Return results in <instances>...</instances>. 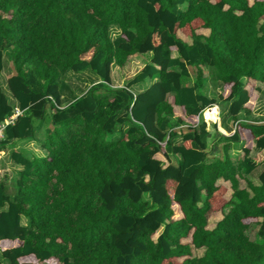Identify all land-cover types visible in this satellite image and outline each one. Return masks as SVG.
<instances>
[{
  "label": "trees",
  "instance_id": "1",
  "mask_svg": "<svg viewBox=\"0 0 264 264\" xmlns=\"http://www.w3.org/2000/svg\"><path fill=\"white\" fill-rule=\"evenodd\" d=\"M5 50L22 113L0 149L36 136L47 108L51 119L45 154L12 150L14 192L0 182L9 264H264V121L242 119L264 86V0H0V72ZM206 67L216 97L203 92ZM84 69L100 81L64 105L62 76ZM221 102L235 128L213 154L201 113ZM13 111L0 86V122Z\"/></svg>",
  "mask_w": 264,
  "mask_h": 264
},
{
  "label": "rangeland",
  "instance_id": "2",
  "mask_svg": "<svg viewBox=\"0 0 264 264\" xmlns=\"http://www.w3.org/2000/svg\"><path fill=\"white\" fill-rule=\"evenodd\" d=\"M117 33H118L117 28L112 27L110 30V36L114 38L117 35ZM8 52H9L8 50L4 51V67L2 71L0 72V85L3 86L1 88L7 94L9 92L8 87H7V78L12 73V65H11ZM144 61H145L144 59L137 57V58H133L129 60L122 67L113 66L112 67V80L113 81L111 84L107 85L106 88L115 89V88L122 87L125 80L131 78L132 75L135 74V72L142 66ZM189 71H190V76L187 78V81L189 80L188 82H191L194 69L189 67ZM89 72L91 71H85V72L83 71L81 75H77V74H73L69 72V73H65L62 76V82L69 86V91L67 92V98H65L66 101H68L67 99L71 98V96L80 94L88 86H91L92 84L97 82L95 81V79L90 78L91 73ZM204 72H205V79H204V85H203V92H205L210 97H216V95L221 89V83L216 79L215 71L212 68L206 67L204 68ZM150 82L151 81L146 80L142 84H139L138 87L132 86L131 89L134 92H139L143 90ZM259 85L261 86V89H260L258 98L256 99L254 103L252 114L249 117H246V116L242 117V119L244 120H251L254 122H258V123H261L264 121V86L261 84ZM60 87L63 90V86L61 85V83H60ZM218 108H219L218 111L220 115L219 117L220 125L224 129H226L225 130L226 135L227 134L230 135L235 123H233L232 117L228 111V103L221 102L219 103ZM205 117L206 119L216 118V110L214 109V107L206 109ZM33 126L36 132V138L38 139V141L41 142L42 136H44V134L46 133V129L51 126L49 108L46 109L44 117L42 119L33 120ZM207 127H210V126H207L206 124V128ZM212 127H214V131L213 132L211 131V136L214 137V140L212 139L211 136L208 139V142H209L208 150L211 151L213 149L211 152L216 151L218 149L220 150L219 143L221 142L219 141L220 135L215 134V132H217L218 130L217 125L215 126L214 124H211L210 128ZM124 130H125V127L123 128V132ZM207 131L210 132L209 130ZM118 136H119V131H117L111 136H108V138L113 139ZM215 147H216V150L214 149ZM36 148L38 147L36 146ZM4 149H5V153H0V182L4 183L8 188V192L12 194L15 190L14 179L17 176L18 170L15 167L17 165L9 157V154L11 152L10 149H8L7 147H5ZM230 152H231V156L233 160L236 163H239L241 158H240L239 153L237 152V149L234 147V145H231ZM258 154L259 153H257V151H251L250 156L255 161H258ZM172 159L174 162H176L177 157L172 155ZM260 169L261 167H259L257 171L253 173L252 176H254L255 173L259 172ZM22 222L27 223V220L23 218ZM256 230H257V227L252 225L250 226L247 232L250 238L254 241L259 240L256 234ZM191 251H192V255H201L203 253L202 248L196 249L194 247H191ZM0 260L2 261L3 264H9V262L6 259H4L1 255H0Z\"/></svg>",
  "mask_w": 264,
  "mask_h": 264
},
{
  "label": "crops",
  "instance_id": "3",
  "mask_svg": "<svg viewBox=\"0 0 264 264\" xmlns=\"http://www.w3.org/2000/svg\"><path fill=\"white\" fill-rule=\"evenodd\" d=\"M85 72V71H90L89 69H84V70H81V71H79V72H73V71H67L66 73H73V74H77V75H81V73L82 72ZM89 73H91V77L90 78H93V79H95V81H97V82H99L100 81V78L98 77V76H96L95 74H93L92 72H89ZM61 83H63L62 82V80H61ZM142 84V83H141ZM149 84V83H148ZM1 86V85H0ZM64 89H63V94L64 95H62V98L63 99H65V98H67V92L69 91V86L67 85V84H64ZM133 86H135V87H138L139 86V84H137V86H136V84L135 85H133ZM1 87H3V86H1ZM90 86H88L86 89H84L80 94H78V95H81L82 93H84L88 88H89ZM2 91H3V89H2ZM8 91H9V89H8ZM4 92V91H3ZM4 94H5V96H6V98H7V100H8V102H9V104L11 105V106H13V107H17L18 105H17V101L14 99V97L11 95V93H10V91L8 92V94L7 93H5L4 92ZM68 101H63V103H64V105H66V104H68L70 101H71V98H69V99H67ZM218 105L219 104H217V105H214V109L216 110V113H219V108H218ZM208 108H212V107H208ZM208 108H206V109H208ZM205 111L206 110H204V112H203V115H202V118H203V120H204V122H205V124H207V126H210L211 127V124H214L215 123V120L214 119H206V117H205ZM219 117H220V115H219ZM234 123V122H233ZM215 126H216V123H215ZM210 127H207L206 128V130H209L210 132H209V134H210V136H211V131L213 132L214 131V127H212V128H210ZM220 128H222L224 131L226 130V129H224L221 125H220V118H219V121L217 122V132H215V134H217V135H219V134H222V135H225L226 136V131L225 132H223ZM233 130H234V127H233ZM233 130L231 131V133L233 132ZM219 133V134H218ZM230 133V134H231ZM36 135V134H35ZM228 135V134H227ZM212 137V136H211ZM212 139L214 140V137H212ZM212 140V141H213ZM215 144V143H214ZM222 143H219V145H221ZM39 141H38V139L36 138V136H34L33 138H26V139H23V140H14V141H12V142H8L5 146H4V148L5 147H7L8 149H10V151H12V150H17V151H20V152H22L23 154H26V155H37V156H42V155H44L45 154V151L44 150H42L41 148H39ZM218 145V144H217ZM36 146L38 147V148H36ZM4 148H1L0 149V153H5V149ZM215 150H216V147L214 148ZM213 150V149H212ZM211 150V151H212ZM210 151V152H211ZM217 151V150H216ZM216 151H213V152H211V153H213V154H215L216 153ZM231 153V152H230ZM257 153H259L258 154V161H255L254 159V161L255 162H259V160H261V158H262V154H261V152H257ZM9 157H10V154H9ZM16 164V163H15ZM17 166H15L16 167V169L17 170H20V166L18 165V164H16ZM18 172V171H17ZM1 255V254H0ZM0 263L1 264H3L2 263V261L0 260Z\"/></svg>",
  "mask_w": 264,
  "mask_h": 264
},
{
  "label": "built area",
  "instance_id": "4",
  "mask_svg": "<svg viewBox=\"0 0 264 264\" xmlns=\"http://www.w3.org/2000/svg\"><path fill=\"white\" fill-rule=\"evenodd\" d=\"M22 113V110H20L19 108H15L14 109V112L3 122H0V140H3L5 138V127L8 125V124H11L13 123L14 119L20 115ZM219 119V116H218V113H216V119L215 120H218Z\"/></svg>",
  "mask_w": 264,
  "mask_h": 264
},
{
  "label": "clouds",
  "instance_id": "5",
  "mask_svg": "<svg viewBox=\"0 0 264 264\" xmlns=\"http://www.w3.org/2000/svg\"><path fill=\"white\" fill-rule=\"evenodd\" d=\"M214 105H217V104H214ZM214 105H212V106H208V107H214ZM208 107H206V108H208ZM13 108L15 109L16 107H13ZM17 108H19V107L17 106ZM206 108H204V110H206ZM204 110H202V113H201L202 115H203ZM13 112H14V111H13ZM218 116H219V113H218ZM215 119H216V118H215ZM215 119H214V120H215ZM218 121H219V119H218V120H215L216 125H217V122H218ZM215 123H214V125H215ZM234 128H235V125H234ZM233 132H234V130H233ZM233 132H232V133H233ZM232 133H231V134H232ZM231 134H230V135H231ZM226 136H229V135H226ZM4 139H5V138H4ZM4 139H3V140H4ZM0 141H1V140H0Z\"/></svg>",
  "mask_w": 264,
  "mask_h": 264
}]
</instances>
